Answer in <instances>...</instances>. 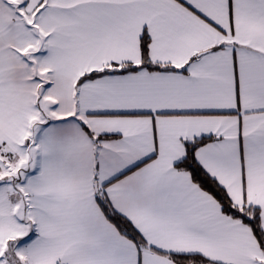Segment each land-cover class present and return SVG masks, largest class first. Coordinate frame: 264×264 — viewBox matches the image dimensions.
Wrapping results in <instances>:
<instances>
[{"label":"snow or ice","instance_id":"snow-or-ice-1","mask_svg":"<svg viewBox=\"0 0 264 264\" xmlns=\"http://www.w3.org/2000/svg\"><path fill=\"white\" fill-rule=\"evenodd\" d=\"M0 264H264V0H0Z\"/></svg>","mask_w":264,"mask_h":264}]
</instances>
